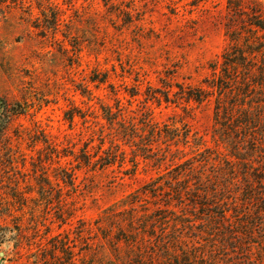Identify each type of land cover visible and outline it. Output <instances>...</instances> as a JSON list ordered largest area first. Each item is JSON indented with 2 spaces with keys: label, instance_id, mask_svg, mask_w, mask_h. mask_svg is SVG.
<instances>
[{
  "label": "rangeland",
  "instance_id": "obj_1",
  "mask_svg": "<svg viewBox=\"0 0 264 264\" xmlns=\"http://www.w3.org/2000/svg\"><path fill=\"white\" fill-rule=\"evenodd\" d=\"M260 25L264 0H0V264H264Z\"/></svg>",
  "mask_w": 264,
  "mask_h": 264
},
{
  "label": "trees",
  "instance_id": "obj_2",
  "mask_svg": "<svg viewBox=\"0 0 264 264\" xmlns=\"http://www.w3.org/2000/svg\"><path fill=\"white\" fill-rule=\"evenodd\" d=\"M258 26V25H257ZM261 29H264L263 26L260 25ZM216 66L214 65L213 69L216 70ZM208 82V81H207ZM221 83V82H220ZM210 87H214V83L213 82H209ZM219 88L221 89L222 86L219 85ZM197 94L196 95H189L186 92L180 93L182 95V97L186 100H195L197 102L202 101L203 99L207 98L209 96L208 93H205L206 91L201 89H197ZM186 94H188V96H186ZM179 97V98H182ZM24 112V107L20 104V103H14V104H10L7 101H5L4 99L0 98V138L2 137L4 130L7 126V123L9 122V120L12 118L13 115H18V114H22ZM226 210L224 209L223 213Z\"/></svg>",
  "mask_w": 264,
  "mask_h": 264
}]
</instances>
